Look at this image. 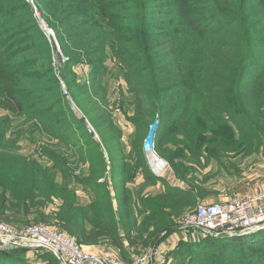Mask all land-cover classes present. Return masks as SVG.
Here are the masks:
<instances>
[{"label":"trees","instance_id":"16d2710c","mask_svg":"<svg viewBox=\"0 0 264 264\" xmlns=\"http://www.w3.org/2000/svg\"><path fill=\"white\" fill-rule=\"evenodd\" d=\"M36 4L57 33L65 71L84 61L90 78L85 83L99 89L106 59L111 56L121 64L133 95L131 119L138 125L144 114L154 115L145 135L156 118L153 149L158 136L163 137L157 152L172 168L187 169L185 158L203 157L208 163L223 151L264 147V136L259 137L264 134V0H36ZM51 50L28 1L0 0V220L21 227L17 229L53 222L83 246L106 240L116 247L120 230L130 246L152 245L159 228L154 237H143L142 232L133 236L127 213L114 216L108 200L102 204L94 199V216L89 218L75 189L69 188V168L56 161L61 168L58 180L54 171L20 153V138L31 135L32 129L67 149H77L76 144L90 149L94 144L85 123L76 119L61 95ZM64 81L83 113L86 108L71 90L78 86L73 78ZM168 144L180 148L173 151ZM45 152L64 160L53 151ZM180 155L183 159L174 161ZM125 169L121 164L113 170L121 186L134 174ZM54 198L61 204L50 209ZM169 226L164 228L170 230ZM189 234L193 243L186 244L187 258L177 264H264V229L226 238L201 237L190 230ZM37 249L46 252L41 264H60L50 251ZM0 250V264H34L14 248Z\"/></svg>","mask_w":264,"mask_h":264},{"label":"rangeland","instance_id":"374dc122","mask_svg":"<svg viewBox=\"0 0 264 264\" xmlns=\"http://www.w3.org/2000/svg\"><path fill=\"white\" fill-rule=\"evenodd\" d=\"M29 1H33V4L37 5L36 0ZM39 15L42 22L51 27L42 17V13ZM38 25L42 29V23L38 21ZM51 28L59 42L55 29ZM51 54V64L55 75L59 82L64 83L67 90V93L61 90V95L76 119L83 122L86 120L89 123L95 134L91 136L94 144L90 149H81L83 144H76L77 149L74 147L67 149L57 139H52L46 133L32 129L31 135L25 133L20 138V153L36 160L52 172L54 171L58 180L61 179V168L56 164V161L69 168L72 171V176L67 178L69 188L75 189L78 203L84 204L83 207L90 213L89 218L94 216L92 214L94 199H100L102 204L108 200L114 216H118L119 213H127V222L134 225L133 236L142 232L143 237L147 235L154 237V231L159 228L156 242L146 247L141 246L140 242L130 246L121 230L119 231L121 243L116 247L110 245L106 240H100L97 244L85 247L106 251L121 260H127L136 253L151 252L149 264H177L180 261L183 263L187 258L185 246L187 243L193 242L190 240L191 234L186 236L187 232L184 231L178 220L175 222V219L181 218L186 212L195 209L201 202H219L221 201L219 198L230 197L231 194H234L237 185L257 180L256 176L264 171V147L259 144L253 147H239L235 151H223L220 153V157L210 158L208 163H205L203 157L185 158L183 163L188 168L180 170L179 167L172 168L169 162L158 154L159 146L163 143V137L158 136V142L152 151L162 160L164 168L157 174L150 167L145 154L139 152L147 125L154 115L144 114L138 125L131 119L134 113L133 105H130L133 95L128 92V85L122 77L121 64L117 65V62L115 63L109 56V59H106V69L98 77L100 88L93 89L90 87L91 83H85L90 78L89 68L84 61L75 63L70 66L68 71H65L64 67L62 68L65 60L59 59V53L53 49ZM60 54L64 55L61 47ZM64 78L70 80L73 78L75 85L78 86V88L71 87V90L76 93L83 108H86V110L83 109L84 114L73 101ZM86 86L87 89L81 90ZM75 110L80 116L76 115ZM0 113L3 112L0 111ZM16 124H19L18 119ZM28 128L29 125L25 129ZM76 130L79 132L77 127ZM263 136L264 134H260L259 137ZM219 140V137L216 138L214 145H217ZM80 141V143H84L83 140ZM97 146L99 150L96 149ZM167 146L173 151L180 148L173 144ZM46 149L55 152L64 160L49 157L45 152ZM97 151L99 154H96ZM52 159L55 163L54 166ZM182 159L180 155L174 161ZM120 161L122 162L119 163ZM157 161L159 160L157 159ZM121 164L124 165L125 170L134 172L132 176L124 173L125 176H129V179L120 182L122 186L118 183L120 181V177H117L118 172H113ZM60 204L61 201L54 198L49 208L53 209ZM98 206L103 207L99 204ZM161 220L163 221L160 223ZM1 222L6 223L4 220ZM39 223L50 225L67 233L53 222L38 221L29 226ZM166 223L172 225L169 226L170 230L164 228ZM12 227L21 228L16 225H12ZM14 249H16L17 255H30V260H28L34 264H41L40 258H42V254L46 253L43 250H38L37 247L18 246Z\"/></svg>","mask_w":264,"mask_h":264},{"label":"built area","instance_id":"2783aa9c","mask_svg":"<svg viewBox=\"0 0 264 264\" xmlns=\"http://www.w3.org/2000/svg\"><path fill=\"white\" fill-rule=\"evenodd\" d=\"M37 21L42 23V30L51 48L59 53V59L66 60L60 54L58 39L54 30L45 25L33 1H29ZM61 90L67 93L66 87L60 81ZM185 232L193 235L212 237H232L254 233L264 229V188L257 192L244 195H233L219 202H201L195 209L184 215L180 222ZM16 248L42 247L50 251L60 264H149L151 252L131 255L127 260H121L106 251L92 250L77 243L71 236L50 225L39 223L23 229L0 221V249L6 244Z\"/></svg>","mask_w":264,"mask_h":264},{"label":"water","instance_id":"95a60500","mask_svg":"<svg viewBox=\"0 0 264 264\" xmlns=\"http://www.w3.org/2000/svg\"><path fill=\"white\" fill-rule=\"evenodd\" d=\"M76 111V110H75ZM76 115L77 116H80V114L76 111ZM85 125L88 129V131L90 132L91 136H94V131L93 129L90 127L89 123L85 120ZM157 124H158V121L157 119L155 118L152 123L149 125L148 127V130H147V133L144 137V140H143V145H142V148H143V152L146 156V159L148 160V163H149V159H150V156H149V152L151 150H153V139H154V133H155V130L157 128ZM156 159H158L160 162H162V160L160 158H158L157 156H155ZM150 165V164H149ZM151 167V166H150ZM155 172V171H154ZM14 245L13 244H6L4 245V249H13Z\"/></svg>","mask_w":264,"mask_h":264},{"label":"crops","instance_id":"0c3cea01","mask_svg":"<svg viewBox=\"0 0 264 264\" xmlns=\"http://www.w3.org/2000/svg\"><path fill=\"white\" fill-rule=\"evenodd\" d=\"M256 177L258 178L257 180L237 185L234 194H231L230 197L233 195H244L246 193L257 192L264 188V171L260 172ZM230 197L219 198V200L224 201ZM26 256L30 257L28 254H26Z\"/></svg>","mask_w":264,"mask_h":264},{"label":"bare ground","instance_id":"6f19581e","mask_svg":"<svg viewBox=\"0 0 264 264\" xmlns=\"http://www.w3.org/2000/svg\"><path fill=\"white\" fill-rule=\"evenodd\" d=\"M150 159H149V164L152 167V169L155 171V173L159 174L162 170L163 164L160 161L156 162L155 155L153 154V151L151 150L149 153Z\"/></svg>","mask_w":264,"mask_h":264}]
</instances>
